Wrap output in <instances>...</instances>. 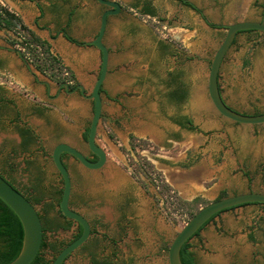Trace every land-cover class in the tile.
<instances>
[{"label": "rangeland", "instance_id": "374dc122", "mask_svg": "<svg viewBox=\"0 0 264 264\" xmlns=\"http://www.w3.org/2000/svg\"><path fill=\"white\" fill-rule=\"evenodd\" d=\"M68 1V6L77 7L69 33L78 30L84 37L93 38L98 32L101 6L95 0ZM113 1L121 10L108 18L103 39L112 40V45L115 41H134V111H109L107 106L101 111L95 136V143L107 158L101 170H87L68 157L63 160L72 184L70 205L95 225L89 241L63 264H88L91 256L110 252L101 234L114 237L118 224L117 213H109L116 198L105 197L108 190L134 193V242L129 227L118 239L117 257L132 258L133 264H168L167 250L173 237L201 207L235 194L264 193V124L241 125L221 118L210 107L206 91L209 65L227 25L245 20L264 22V0H187L200 13L177 0ZM18 3L24 1L0 0V11L12 14L20 26L19 30L0 27L3 64L9 56L2 58L5 52L1 46L15 48L17 33L23 31L21 35L31 45L25 48L32 60L28 64L38 73L44 77L63 70L70 73L49 44L47 53L33 41L30 29L12 7ZM146 3L155 17L141 13ZM156 40L170 43V70L181 72L180 79L188 90L187 99L178 105L162 97L168 78L160 79L158 68L162 63L166 68L168 51L155 44ZM48 54L57 64L49 66L44 60ZM0 85L4 96L17 105L21 119L40 137L39 143L22 151L15 123L1 121L0 173L26 195L37 183L43 197L36 210L46 218H55L57 205L52 199L62 189V179L52 164L51 152L60 140L75 136L76 125L85 127L91 110L82 121L54 110L39 119L27 110L26 91L2 69ZM218 85L229 107L242 114L264 113V34L235 36L222 59ZM176 115L191 119L193 129L174 124L170 118ZM78 146L86 152L83 144ZM164 185L169 190H164ZM46 203L53 204L47 213L43 209ZM75 229L70 225L48 231L45 241L65 245ZM189 243L196 264H264V205L220 213ZM43 254L48 260L52 258L47 248Z\"/></svg>", "mask_w": 264, "mask_h": 264}, {"label": "crops", "instance_id": "0c3cea01", "mask_svg": "<svg viewBox=\"0 0 264 264\" xmlns=\"http://www.w3.org/2000/svg\"><path fill=\"white\" fill-rule=\"evenodd\" d=\"M21 1L24 3L12 4V7L19 12L24 24L36 37L50 45L53 55L70 70L77 85L84 89L86 95H89L99 74L100 52L96 47L88 44L94 37L86 38L78 30L75 34L69 33L77 7L68 6V0ZM52 17L55 18L52 19ZM66 35L82 44H74L68 41ZM102 43L108 50V65L100 94L101 111L103 113L106 106L109 111L118 109L134 111V41H115V44L112 45V40L102 39ZM155 44H160L162 49L166 47L168 51L166 68L165 64L162 63L158 70L161 74L160 79H163L165 75L169 78L168 75L171 73L169 64L171 45L161 40H156ZM1 48L5 52V55H1L2 58L9 56L6 65L3 64L2 70L9 74L19 88L26 91L27 103L32 99L35 101L46 100L49 102L50 112L54 110L57 113H65L66 117L74 121H82L86 117L88 109H92L89 99L73 93H58L57 86L53 82L38 73L23 58L16 55L11 48L4 46ZM163 91L162 96L165 95ZM169 91L170 88L167 86L166 94ZM34 96L36 97L34 98ZM80 126L76 125L78 129L75 130V136L60 140L58 143H66L81 150L78 144H81L80 134L83 128Z\"/></svg>", "mask_w": 264, "mask_h": 264}, {"label": "water", "instance_id": "95a60500", "mask_svg": "<svg viewBox=\"0 0 264 264\" xmlns=\"http://www.w3.org/2000/svg\"><path fill=\"white\" fill-rule=\"evenodd\" d=\"M96 1L113 9L106 10L100 15L98 33L93 40L88 42V44L93 45L100 52V72L95 80L90 96L87 97L93 101V114L89 126L87 145L90 151L98 157V160L96 162L88 161L79 151L66 143H58L52 149L51 161L56 172L62 179V193L59 201V210L65 218L77 223L81 227L82 232L77 239L64 246L50 264H63V262L74 251L80 248L90 236V226L87 220L69 207L72 184L68 170L61 160V154L66 153L73 156L78 160L82 167L91 171L100 170L106 162L103 150L95 143L97 126L101 114V98L99 90L105 78L108 65V50L102 43V39L106 30L108 17L118 14L120 5L117 2L110 0ZM248 30L264 33V22L245 20L227 25L225 36L217 47L209 65L206 91L209 97L210 107L221 118L241 125H259L264 124V113L248 115L231 109L223 101L218 85V72L224 55L230 48L236 34ZM0 200L17 216L23 229L21 250L18 256L9 264H30L39 253L42 243L43 231L39 214L35 206L8 184L1 176ZM245 204H264V193L245 192L235 194L211 201L201 207L173 237L167 250V263L181 264L179 252L182 245L189 241L200 227L211 217L226 209Z\"/></svg>", "mask_w": 264, "mask_h": 264}, {"label": "trees", "instance_id": "16d2710c", "mask_svg": "<svg viewBox=\"0 0 264 264\" xmlns=\"http://www.w3.org/2000/svg\"><path fill=\"white\" fill-rule=\"evenodd\" d=\"M179 1L183 6L188 7L197 13H200L197 8L189 3L187 0H177ZM141 13L143 15H148L151 17H155V12L152 10L149 4H145L142 8ZM72 15V14H71ZM14 19V16L10 14L7 11H0V27H10L13 26L12 20ZM210 27L215 28L216 26L214 24H210ZM32 33V32H31ZM240 33H256V34H264L260 33L258 31L248 30V31H241ZM236 34V35H237ZM33 41L40 44L42 47L45 48V51L47 52L46 48L49 47L48 43L39 39L36 37L33 33ZM66 39L74 44H82L75 39L71 38L70 36L66 35ZM234 41V40H233ZM233 43V42H232ZM49 53V52H47ZM48 62L49 66L56 63L54 57L48 54V57L44 59ZM57 64V63H56ZM39 68V67H38ZM40 69V68H39ZM58 71H60L58 69ZM44 72V71H42ZM54 79V75H49ZM168 82L167 86L170 88V91L168 94H165L162 97L167 98V100L171 103L180 104L184 102L187 99L188 96V90L184 83L181 81V72H178L177 70L169 73L168 75ZM57 80V79H56ZM1 88V87H0ZM9 109L7 107V104L0 98V114L1 113H8ZM261 113H254L253 115H257ZM170 120L179 126L180 128H184L187 130H192V121L186 116L182 115H176L174 117H171ZM17 133L20 135V148L22 151H27L31 145H33L36 142V137L33 135L32 131L29 128H20L18 126H15ZM88 136V129L85 130L84 138L86 139ZM0 176L8 183L10 184L14 189H16L19 193H21L32 205L39 204L42 201L43 193L41 189L39 188L38 184H33L31 187V194L26 195L21 190L16 188L13 184V181L7 179V177L3 176L0 173ZM36 181L38 179L36 178ZM164 190H169V187L167 185H164ZM62 189L59 190L57 193L54 194V200L56 202L57 207L59 206V201L61 197ZM184 204H188V202H183ZM246 205H255V204H245L240 205L246 206ZM264 205V204H260ZM53 204L52 203H46L43 206L44 212L47 213L49 209H52ZM237 207H232L229 209H226L224 211H228ZM221 211L218 214H215L213 217H211L208 221H206L200 229L192 236H198L199 232L204 228V226L209 223L214 217L218 216L220 213L224 212ZM40 221L42 224V231H43V237H42V243L41 248L37 256L34 258V260L30 264H50L51 261L54 259V257L59 253V251L72 242L73 240L77 239L82 229L79 227V232L65 245H59L56 242H50L46 243L45 241V233L52 230H58V229H68L70 227V222L66 221L65 217L58 211V215L55 218L49 219L39 214ZM63 219V220H62ZM22 240H23V229L21 226L20 221L18 220L17 216L13 213V211L0 200V264H9L11 263L19 254L21 247H22ZM48 249L49 252L52 254V258L50 260L46 259L43 254L44 249ZM179 259L181 264H196L195 258L190 251V243L189 241L185 242L179 252ZM89 264H107L105 262L99 261L95 256H91V259L89 261Z\"/></svg>", "mask_w": 264, "mask_h": 264}, {"label": "flooded vegetation", "instance_id": "af4514ba", "mask_svg": "<svg viewBox=\"0 0 264 264\" xmlns=\"http://www.w3.org/2000/svg\"><path fill=\"white\" fill-rule=\"evenodd\" d=\"M98 4L102 8L101 14L104 11H106V10H113L112 8L107 7V6L103 5V4H100V3H98ZM120 10H121V8H120ZM120 10H119V12H120ZM116 15H112V16H116ZM12 23H13V26L15 27V29L17 27H20L17 24V20L13 19L12 20ZM107 25H108V19H107ZM95 36H94V38H95ZM11 49H12V51L16 55H19L21 58L24 59L23 55L17 49H15V48H11ZM24 61L26 63H28L25 59H24ZM2 66H3V62L0 59V69H2ZM99 72H100V70H99ZM6 74H8V73H6ZM61 75H62L61 73L54 74V79L52 77H50L49 75H45V77L47 79H49L51 82H53L57 86V89H58L57 92L58 93H60V92H64V93H67V94L73 93V94H76L77 96L83 97V98H87L88 96H90L91 93L89 95H86L84 89H82L80 86L77 85L76 80H75V78H74V76H73V74L71 72L69 73V76H70V79L72 80V83H70L69 81L65 80L64 77H62ZM12 82H14V81L12 80ZM0 87H1L0 88V98L7 104V107L9 109V112L8 113H3V114L1 113L0 114V123H1V121L3 122V121H7L8 120L11 123H15V125L18 126V127H20V128H29L32 131L33 135L36 137V142L39 143L40 141H38V140L40 139V137L33 131L32 127L29 126V124L25 120L21 119V114H20V112H19V110L17 108V105L15 104V102L12 99L7 98L6 96H4V94H3V87L1 85H0ZM81 89H82V92H81ZM101 92H102V84H101V87H100V90H99V95L101 94ZM35 97L36 96H34V98ZM89 100L91 101V104H92V109H91V119H92V114H93V101L91 99H89ZM25 101H27V99H25ZM26 107H27V110H30L32 112V114L35 115V117L36 118H39V119H43L45 115H46L45 117L47 118L48 113H50V111H51V109L49 108V102L46 101V100L45 101H42V100L35 101V100L32 99L31 101H29L27 103V106ZM231 109H233V108H231ZM233 110H235V109H233ZM10 111H11V113H10ZM235 111H237V110H235ZM102 117L103 116H102V113H101L100 114V119H102ZM2 118H4V120ZM91 119L85 125V127L83 128V131L80 134L81 144H83L86 152H83L82 150H79L77 147H73V148H75L77 151H79L88 161H90V162H96L98 160V157L94 153H92L90 151V149L88 148V145H87V138L86 139L84 138L85 130L88 129V132H89V126H90ZM18 137L21 140V137H20L19 134H18ZM39 146H40V144H39ZM97 146L100 147L99 145H97ZM104 154H105V157H106V153L105 152H104ZM66 157L71 158L73 160V162H75L76 164H79L80 165V163L78 162V160H76L73 156H71L69 154H66V153H62L61 154V160H62V162H63V160ZM106 161H107V158H106ZM63 164H64V166L67 169V165L64 162H63ZM105 164H106V162H105ZM105 164H104V166H105ZM104 194H105V197L109 196V197H112V198L113 197L116 198L115 199V205L112 206V207H109L110 208L109 209V213L110 214L111 213H117V217H116V220H117L116 222L118 224V225L116 224L117 225V232H116V235L114 237L109 236L107 234V232H103L101 234V237L110 246V252L108 254H105V255H102V256H99V257H96L95 256V257L99 261L105 262L107 264H133L134 259H132V258L127 259V260H122V259H119L117 257V254H118V250H117L118 247L117 246H118L119 240L121 239L123 233L129 227L131 229L132 240L134 242V193H128V192H125V193H120V192L119 193H116L115 192L114 193L113 190H108V191H105ZM70 196H71V194H70ZM69 207H70L71 210L77 212L74 208L71 207L70 200H69ZM58 211L60 212L59 206L57 207V215H58ZM77 213L80 214L79 212H77ZM38 214H40V213L38 212ZM84 218L87 220V222H88V224L90 226V236L87 239V241L81 247H83L89 241L91 235H93V233H94V226H95V225L93 226V222L92 221H90L86 217H84ZM103 218L104 219H107V215H105V213L103 215ZM65 219H66V221H69L70 224L73 225V226H75V228H76L75 229V232L73 233V235L70 238V240H71L79 232V227L80 226L77 223H75L73 220H70V219H67V218H65Z\"/></svg>", "mask_w": 264, "mask_h": 264}, {"label": "built area", "instance_id": "2783aa9c", "mask_svg": "<svg viewBox=\"0 0 264 264\" xmlns=\"http://www.w3.org/2000/svg\"><path fill=\"white\" fill-rule=\"evenodd\" d=\"M16 29L19 30L20 27H17ZM22 33L24 32L21 31V33L19 32L17 33L18 39L15 41L14 47L23 55L24 59L27 60V62L31 63L32 60L30 59L29 54L25 52V48L31 45L29 44V41L26 39V37L24 35H21ZM35 47L37 49H40L38 45H35ZM58 73H61L62 74L61 76L64 77L65 80L72 83V80L70 79V76H69V72L63 70Z\"/></svg>", "mask_w": 264, "mask_h": 264}]
</instances>
